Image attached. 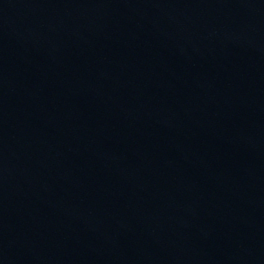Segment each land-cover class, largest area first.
Here are the masks:
<instances>
[{"label": "water", "instance_id": "95a60500", "mask_svg": "<svg viewBox=\"0 0 264 264\" xmlns=\"http://www.w3.org/2000/svg\"><path fill=\"white\" fill-rule=\"evenodd\" d=\"M0 264H264V0H0Z\"/></svg>", "mask_w": 264, "mask_h": 264}]
</instances>
